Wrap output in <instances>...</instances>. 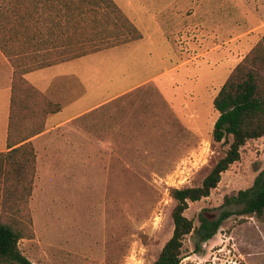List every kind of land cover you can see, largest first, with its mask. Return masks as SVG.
Wrapping results in <instances>:
<instances>
[{
    "label": "rangeland",
    "instance_id": "374dc122",
    "mask_svg": "<svg viewBox=\"0 0 264 264\" xmlns=\"http://www.w3.org/2000/svg\"><path fill=\"white\" fill-rule=\"evenodd\" d=\"M138 1L115 4L140 34L124 53L131 61L123 67L120 61L91 66L90 95L62 101V110L48 124L57 127L36 145L30 142L35 164L29 194L27 185H17L13 204L8 189L10 206L0 207L24 233L18 248L32 264H152L173 231L170 189L200 186L228 149L227 142L212 140L218 117L213 99L264 35V0ZM134 11L138 17L129 19ZM42 19L33 27L41 36L14 52L20 64L33 67L60 55L62 44L45 42ZM135 57L139 60L132 67ZM116 65L124 71V84L159 79L61 123L120 89L117 74L109 73ZM72 67L86 71L83 62ZM166 70L169 75L161 76ZM52 75L48 70L34 80L46 85ZM0 91L3 109L6 92ZM38 125L18 122L12 140L27 137ZM263 171L264 138L247 142L217 188L190 204L185 216L195 226L203 209L215 217L225 197L251 187ZM182 263L264 264V214L231 216L199 253L187 237Z\"/></svg>",
    "mask_w": 264,
    "mask_h": 264
},
{
    "label": "trees",
    "instance_id": "16d2710c",
    "mask_svg": "<svg viewBox=\"0 0 264 264\" xmlns=\"http://www.w3.org/2000/svg\"><path fill=\"white\" fill-rule=\"evenodd\" d=\"M44 16V19H42ZM42 19L48 40L62 44L60 55L45 64H20V50L32 46L41 36L33 27ZM40 29V27H39ZM52 38V39H51ZM140 39L137 29L111 0H0V50L13 68L10 98L7 148H16L0 154V207L9 208V201H18L17 185H27L29 194L34 175L35 153L30 137L42 132L48 115L58 113V104L38 92L23 76L37 69L95 53L97 51ZM218 117L213 124L214 143H228L225 156L205 176L200 186L170 189L174 202L171 211L173 231L152 264H184L183 243L194 239V252L211 240L222 223L233 215L256 216L264 214V171L251 187L235 196L225 197L215 217L203 209L198 225L185 216L190 204L209 197L221 181V176L240 159V150L247 142L264 138V35L245 54L230 72L213 99ZM39 122L27 137L12 140L17 123L28 126ZM21 144V145H20ZM0 212V264H32L19 250L24 233ZM188 264V263H185Z\"/></svg>",
    "mask_w": 264,
    "mask_h": 264
},
{
    "label": "crops",
    "instance_id": "0c3cea01",
    "mask_svg": "<svg viewBox=\"0 0 264 264\" xmlns=\"http://www.w3.org/2000/svg\"><path fill=\"white\" fill-rule=\"evenodd\" d=\"M114 4L118 5L119 1L121 0H111ZM130 3L131 0H125ZM137 1L138 3L140 1L138 0H133ZM134 16H129V19H135V17H138V13L134 11ZM159 29V28H158ZM156 29V30H158ZM141 40L138 39L133 42L125 43L120 46L108 48L105 50H100L95 53L85 55L83 57L73 59L67 62L59 63L56 65H52L50 67H44L41 69H37L34 71H30L26 73L23 78L32 86L34 87L38 92L55 102L56 104L60 105L62 101H74L77 102L82 99H86L91 91H92V85L93 81L91 83V79L89 78V75L92 73L90 68L92 65H103L106 64L105 61L113 62L114 64L119 63V61L122 63L127 62V55L126 51L129 46L137 44ZM115 51H119L118 57L115 55H106L109 53H113ZM121 56V58H120ZM90 58H95V60H89ZM118 60H114L117 59ZM112 59V60H111ZM131 61V59H128ZM139 60V57H135V59H132L133 64L131 65L134 67V62ZM7 62V63H6ZM76 62H83L85 64V73H78L76 70L73 69L72 65L76 64ZM186 63V62H185ZM184 63V64H185ZM8 64V69H5V66ZM0 66L3 68V72L0 71V90L4 89V92H6L5 99H4V107L3 109H0V153H6L9 152L10 150L16 148L17 146H14L12 148H7V136H8V126H9V112H10V98H11V91H12V76H13V68L7 61L5 55L1 52L0 50ZM115 69L111 70L109 73H112L113 75H116V81L118 80V83L123 84L119 90L114 92L112 95L102 97L99 101L100 103L96 104L95 103H88L84 109L76 111L73 113L72 118H69L68 120H63L61 123H65L67 121H71L72 119L81 116V115H87L90 111H92L94 108L98 107L99 105H103L105 103H109L110 101L118 100L121 97L131 93L132 91L136 90L137 88H141L144 86H147L148 84H151L152 82L158 80V76L156 77H151L149 79L143 80L142 82H138L137 84L131 83V80L129 81L130 83L124 84L125 81L124 79L121 80L122 77H124L123 72L121 69L117 71V65L114 67ZM8 70V71H7ZM48 70L53 71V75L50 78L49 82L46 83V85L42 84L40 80L35 81L34 78L43 72H47ZM168 70H166L161 76H168ZM122 72V74H121ZM110 75H107V77ZM32 77V79H31ZM100 79H98L99 81ZM171 81V79H169ZM110 83H113L112 80L109 81ZM172 82V81H171ZM97 83V80H96ZM4 84V86H2ZM1 92V91H0ZM63 102V103H64ZM62 110V108H61ZM60 110V111H61ZM59 114V113H58ZM58 114H51L48 119H47V125L45 130L36 135L30 137L27 141L32 142L34 145H36V141L38 138L44 136L47 134L50 130L54 129L57 126H49L48 124L53 120V118H56ZM57 120V119H56ZM60 125V124H56ZM21 145V144H20Z\"/></svg>",
    "mask_w": 264,
    "mask_h": 264
}]
</instances>
